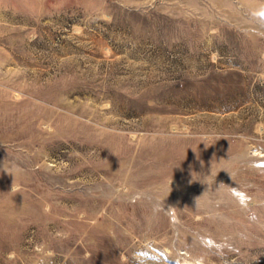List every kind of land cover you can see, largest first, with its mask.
Wrapping results in <instances>:
<instances>
[{"label": "rangeland", "instance_id": "1", "mask_svg": "<svg viewBox=\"0 0 264 264\" xmlns=\"http://www.w3.org/2000/svg\"><path fill=\"white\" fill-rule=\"evenodd\" d=\"M264 264V0H0V264Z\"/></svg>", "mask_w": 264, "mask_h": 264}, {"label": "bare ground", "instance_id": "2", "mask_svg": "<svg viewBox=\"0 0 264 264\" xmlns=\"http://www.w3.org/2000/svg\"><path fill=\"white\" fill-rule=\"evenodd\" d=\"M186 264H191V262L187 261Z\"/></svg>", "mask_w": 264, "mask_h": 264}]
</instances>
